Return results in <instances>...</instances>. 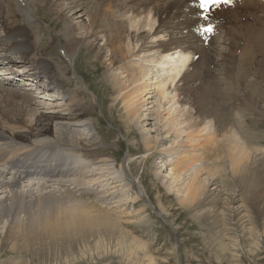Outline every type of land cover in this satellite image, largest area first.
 <instances>
[{
  "label": "bare ground",
  "instance_id": "bare-ground-1",
  "mask_svg": "<svg viewBox=\"0 0 264 264\" xmlns=\"http://www.w3.org/2000/svg\"><path fill=\"white\" fill-rule=\"evenodd\" d=\"M35 1L0 0V25L5 33L0 46H6V48L0 47V69L8 61L11 66H19L18 63L27 62L30 69L29 71L24 70L22 76L27 77L32 84L37 81L35 85L37 86L40 83L39 76L44 75L50 83L38 85V87L44 93L52 88L55 89L61 96V100L65 101L67 110L63 113L41 112L38 115L34 110L38 108L36 102H33L34 96L21 92L22 90L8 88L10 80L5 81L7 88L0 82V253L9 255L6 264H31L34 259H39V261L41 259L45 261V264H83L82 262L87 260H97L100 263L101 258L115 255L119 256L122 264H158L150 249L153 240L147 243L133 236L130 230L128 233L121 225V217H117L115 211L112 215L116 216L113 218L110 216L109 209L102 208L99 202L100 206H95V203L93 208L96 209H93L88 206L86 200H83L85 195L92 194L97 197L99 193L101 195L97 199L106 200L104 192L98 191L97 193L86 188L84 186L86 181L89 185H97L94 179L102 178L103 181L105 179L106 182L107 180L111 182L109 185L112 187L121 186V190L126 189L130 184H126L124 178L118 180L115 177V170L119 167L118 171L122 174V164L114 167L101 153L104 150H92L96 147L95 137L91 136L89 131L83 133L84 129L90 125L87 118L91 116V113L85 108L86 103L83 104L72 98L73 96L81 97L82 92L73 91L74 95L67 97L66 92L57 87L63 84L62 87L66 91L72 87L71 81L67 78L71 75L70 70H67L69 67L67 62L72 66L75 65L76 59L71 61L70 57L74 49L70 50L69 45L72 43V46H76L77 37L66 40L65 56L61 61V65L64 66L50 68L49 65L48 67L45 49L50 50L53 42L47 44V47L44 45L40 48L42 41L45 40L41 34L37 37L42 30L40 25L36 27V34L33 33L34 30L32 31L34 25L32 20L37 11L34 10ZM40 1L49 10L55 11L52 8L55 5L50 4L52 0ZM146 1L137 0L138 8H146L148 2H156V0ZM255 1L232 0V3L243 6L241 11L245 13L248 7H256ZM192 2L193 0H180L179 8L177 5L164 2L159 8L160 15L165 14V18L163 20L159 18L154 29L152 27L155 20L150 19L149 15L146 17L140 14L139 11L135 15L131 14L132 12L125 13V15L130 14L126 20L124 14L118 16L110 12L107 23L100 25V32L93 31L94 24L97 23L96 20L99 17L96 8V12L90 16L91 24L87 32L90 40L85 41V46L88 50L94 51V58L100 59L102 65L105 66L109 89L113 90L115 95L111 94V96L114 97V101H118V105L123 107V118L127 121L126 123L140 132L142 145L146 152L157 150L160 146L163 147L159 155H164L159 161L161 166L155 169L154 174L157 175V170L161 172V169L165 168V176L170 181L166 186L167 190L175 191L180 195L178 198L180 205L188 209L190 217L203 229L202 233H207L211 237L209 245H212L215 252H218L220 261L225 260L227 264H239L241 263L239 253L245 247L241 246L240 240L249 241V245L251 244L255 250H258L261 242L264 244V173L257 172L260 171V166L256 162L248 166L243 165L247 153L244 151V146L239 145L238 142L243 139L249 144L255 143L262 138V134L254 130L258 128V122L252 117L253 114L249 115L254 120L252 118L247 120L241 115L240 108V111L236 110L235 114L232 112L238 109L237 105L233 108L234 105L230 106L226 101L233 95L231 96L225 89H220L214 77L206 81L207 74H210L208 69L210 64H214V67H219L221 70L224 66H230L228 61L230 53L219 54L218 63L210 61L212 54L205 56L201 58L203 64L201 63L199 67V64L196 65L195 62V65H192L193 52L181 43H176L180 38L171 37L170 34L168 43L162 42L163 29L169 26V22L179 20L181 17L187 18V15L191 16L188 8L197 10L190 6ZM226 5L228 3L218 5L219 12L225 13L221 9H224ZM78 7L82 8L80 2L74 6L76 9ZM55 12L58 13L57 10ZM21 18L24 19V23ZM7 24L10 26L8 27ZM124 25L125 28H122ZM74 27L72 30L76 31ZM168 28H171V33L174 32L171 26ZM143 29L148 31L147 39L144 40L147 43H139L141 37L138 34ZM68 30L71 29L68 27ZM123 30L129 34H124ZM99 33H107L101 37L102 41L97 36ZM234 33L231 34L234 35ZM241 36L243 38V35ZM97 39L103 43L96 45ZM155 42H158L159 50H157L158 53H153L154 56L151 54V57L147 54L153 50L156 51ZM170 43L178 45L172 53H168L172 50L167 48ZM255 43L257 41L251 34L250 38L246 39V45L252 48ZM145 44L148 47H145ZM179 50L181 54L177 57ZM223 52L226 53V50ZM31 54H33L32 58H29ZM174 54L176 56L172 58ZM147 56H149L148 59H146ZM191 65L192 68L196 67L195 69L199 70L198 74H194L197 70H192V73L183 75L184 70L190 68ZM203 66L207 68L204 69ZM10 70L6 74L13 75L17 72L12 68ZM14 77L12 80H15ZM198 79L202 82H199L195 88L184 85L177 90L179 97H182L177 101L180 107L170 106L166 113H169L170 117L168 118L167 115L163 118L160 109L161 101L166 99V90L175 87L181 81L192 82ZM24 85H29V83L24 82L22 86ZM253 87L252 85V90ZM199 91L201 92L198 93ZM153 93L158 96L154 102H151ZM146 105H151V107L148 109ZM243 107V111L251 113L250 109ZM230 113L241 120L235 121L236 135L228 133L230 135L227 136V155L230 161L229 178H227V175H222L216 163L204 161L206 155L203 153L197 155V152L214 132L223 131L226 124L231 122ZM30 115L33 119H26ZM181 118L184 119L182 123L175 126L174 124ZM5 122H12L18 126L9 133L4 130ZM183 124L184 127L180 128ZM176 127H179L178 131L175 130ZM183 132L187 135L181 138ZM169 135L173 137L167 141L169 142L167 148H164L166 145L164 141ZM180 149L182 151H179ZM99 154L103 155V159L98 156ZM79 155L86 158L84 163L81 162L83 160L78 161L75 158ZM130 158L132 155L126 157L125 160ZM207 160H209L208 156ZM248 173L262 180L261 183L252 184L255 204L249 210H247V204L243 203V201L246 202L242 198L245 191L241 189L243 182H240ZM224 179H231L233 187L223 186ZM161 180L165 184V177L161 176ZM257 185H261L262 188ZM130 190L135 193L131 195L130 200L138 201L140 193L138 194L131 187ZM126 194L111 192L107 197L111 200L110 202L117 199L118 203H127L129 195L126 196ZM126 216L128 217L127 214ZM97 220L102 223L99 227H102L103 235L90 239L91 235L85 234L84 231L86 228L91 230L93 224L98 225ZM147 226L150 227V223ZM60 234L63 236H59ZM44 238L49 242L43 241L41 246L36 244V241ZM247 252L255 255L256 251L247 250Z\"/></svg>",
  "mask_w": 264,
  "mask_h": 264
},
{
  "label": "rangeland",
  "instance_id": "rangeland-1",
  "mask_svg": "<svg viewBox=\"0 0 264 264\" xmlns=\"http://www.w3.org/2000/svg\"><path fill=\"white\" fill-rule=\"evenodd\" d=\"M96 1H99L98 2L99 5H97L98 3ZM78 2H80L82 6L81 9L79 8L80 6L78 7V9L74 8V6H76ZM164 2H167L171 5H177L178 8L180 7L179 5L180 0H156V2H153L152 5L150 6H147L148 5L147 4L146 8L145 7L138 8L137 2L136 1L134 2L132 0H52L50 4L55 5L52 8L55 9V11L57 10L58 11L57 13L54 10H53L54 12L49 10L42 1L36 0L34 4V10L37 11H35L36 15L34 14V18L32 17L33 18L32 21L34 22L32 31L34 30L33 33L35 32L34 34H36V27L37 25L38 26L40 25V28L42 30L41 32H39V34H37V37H40L42 35L43 38H45V40L42 41V45L40 48H43L44 45H45L44 47H47L51 42H53L50 50L45 49V52L47 53L45 57L48 59L47 65L48 67L51 66L50 68L52 67L60 68L61 66H64L63 64L61 65V61L65 56L64 49L65 46L67 45L66 40L68 38L77 37L76 38L78 40L76 41L77 45L72 46V43H70L69 45L70 50L71 48L74 49L73 50L74 53L70 55V57H71V61L72 59L74 60L76 59L74 65L75 67L72 66V64H70L69 62H67L69 64L68 65L69 67L68 68L66 67L67 70H70L71 75H68L67 78H69L68 81H71L72 87L67 91L65 88L62 87L63 84L57 87L64 90L66 92L65 95H67V97L73 96L74 95L72 94L73 91L80 90V93L82 92L83 95H81V97L77 98L73 96L72 98L74 100L75 99L78 100V102H82L83 104L86 103L85 108H87L89 113H91L90 114L91 116L90 117L88 116L87 118L90 125L86 129H84L83 133H87L89 131V134L95 137L96 147L93 148L92 150L94 151L97 149L99 151L104 150L101 153L104 155V158L106 160H109L110 164H112L114 167H116L119 164H122L123 166L122 174H120L121 171L120 172L118 171L120 170L119 167L118 169L115 170L116 172L115 177L118 180L124 178L125 183L130 184L129 186L126 187V189L121 190V186L112 187L109 185L111 182H108V180L106 182L105 179L103 181L102 178H99L98 180H96L97 178L94 179L95 182L98 183L97 185H89L88 181L84 182L85 184L84 186L86 188L96 191L97 193L98 191L104 192L103 195L104 196L106 195L105 201L104 200L99 201L100 199L99 198L97 199V197L101 195L100 193L99 196L97 197L93 196L92 194L85 195L83 197V200L84 201L86 200L88 206L90 208H93V205L95 203H96L95 206L97 207H99L100 206L99 204H101L102 208L109 209V213L111 217L114 218L116 215L119 218L121 217L120 218L121 225L124 226V228L126 229V231H128V233L130 230L133 236L138 237L142 241L145 240V242L147 243L153 240L154 242L152 241L153 244L150 246V249H152V256L154 259H156L158 264H227V261L225 260L223 262L220 261L218 257V252L217 251L215 252V249L212 247V245H209L212 240L211 237L207 233H202L203 229L199 227L197 222L190 217L188 209L180 205V201L178 199L180 195H178L175 191L167 190L166 186L170 181L165 176L166 173L165 168L164 170L161 169V172L157 170L158 171L157 175L154 174L155 169L161 166V163H159V161L161 157H163L164 155L163 154L161 156L159 155L162 153L161 151L163 147L160 146L157 148V150L155 149L153 151L146 152V150L142 145V138L140 132L136 131L135 128L130 127L126 123L127 121H125L123 118V114H124L123 107L121 105H118L117 104L118 101L116 100L114 101V97L111 96V94L114 95V93L113 90L110 91L111 89H109L110 86L108 85L109 82L108 79H106L105 66L102 65V61L100 59L94 58L95 52L88 50L87 47L85 46L86 43L85 41L90 40V36L87 35V32H89L90 24H91V22H89L90 16H92L93 13L96 12V8L98 10L97 14L99 17L96 20L97 23L94 24L95 29L93 28V31L100 32L101 30L100 25L102 23H107L110 12H114L116 15L119 16L121 14L125 15V13L127 12H132L131 14L135 15L136 13H139V11L140 14L146 17L149 15L150 19L155 20L153 27L151 25V27L154 29L158 24L159 21L158 19L162 18L163 20L165 18V14L160 15V8H159L160 5H162ZM255 2H256V7L254 6L248 7L247 12L245 13L241 11L243 6L240 7V5H236L235 3L232 2L228 3V5L224 7V9L223 8L221 9V11L222 10L225 11V13L222 12L224 14L219 12L220 9L219 10L217 9V12L214 15L219 17L213 16L214 20H217V23L219 25V27L216 25L215 30L217 32L214 31L217 34L211 36L208 39L209 41L204 43H200L198 41L196 37L198 35L193 31L194 26H196L198 23L200 24L202 21L196 17L197 11L195 9L189 10L188 8L187 10L191 14V16L187 15V18L181 17L179 18V20H173L174 23L173 21L169 22L168 23L169 26H166L163 29L164 36L161 40L163 43L165 42L168 43L170 34L171 37H175L177 39L180 38L181 39V40L179 39L180 42L178 40V42L176 43L177 44L181 43V45L186 43L187 45L186 46L183 45V46L185 48H189L190 51L193 50L192 52H195L194 54L197 56L196 59L198 60L193 61L192 65L199 64V67H201L200 65L203 64L202 59L205 56L212 54L210 61H213V63L215 62L218 63V61L220 60V58H218L220 57L219 54L221 55V54L230 53L228 59L230 66L229 65H227L226 67L224 66L223 70H221V68L219 67L216 66L214 67V64L212 65L210 64L208 67L210 74H207L206 81L212 80V78L214 77V80L217 81L216 83L220 85L219 86L220 89L221 88L225 89L231 96L233 95L230 98L231 100L229 99L230 101L229 100L228 101L225 100V101L229 103L230 106L234 105L233 108H236L237 105L238 109L232 111L234 114L236 113V110H239L240 108L242 112L241 115L245 117V119L250 120L249 118L253 117L258 122V128H254V130L260 135L262 134V138L257 140L258 142L251 144L243 141V139H241L238 143L239 145L244 146V151L247 153V154L244 153L246 156L244 157L245 161L243 165L248 166L250 164L258 163L260 166L259 167L260 171L258 170L257 172H261L263 174L264 173V96H263L264 95V1L256 0ZM129 16L130 14L125 15V20ZM21 20L22 23H24L23 21L24 19L21 18ZM183 22L184 24H181ZM19 23H21V21ZM7 25L8 27L10 26L9 24ZM74 26L76 27V31L72 30ZM170 26L174 31L173 33H171V28H168ZM68 27L72 31L68 30ZM2 28L3 27H1L0 25V42L3 40L2 37L5 34ZM122 28H125V25L122 26ZM233 32H235L236 35L235 33L234 35L231 34ZM238 32H240V34H237ZM241 32L243 34H241ZM123 33L126 35L129 34V32L125 30H123ZM251 34H253L254 38L257 41V43H255L252 46V48L249 47L250 45L248 44L246 45V39H249ZM103 35H107V33L106 34L99 33L97 35L98 37H100L101 41H102L101 37ZM138 35L139 37H141L139 43L146 42L144 40H146L148 36L147 29L141 30ZM239 35L240 36L243 35V38L242 36L240 37ZM100 39L96 40L95 42L96 45L103 43L100 41ZM234 39L235 41H233ZM228 43L229 45H227ZM2 44H4V42H2ZM155 45H156L155 46L156 51L153 50L151 51L150 54L147 55H151V54L153 55V53L155 54V52L158 53L157 51L159 50V48L157 47L158 42ZM195 45H200V46H195ZM177 46L178 45L174 43H170V45L167 46V48H170L172 49L171 51H174V48ZM0 47L6 48V46L3 45H1ZM145 47H148L147 44H145ZM225 50L226 53L223 52ZM106 54L108 55V53ZM32 55L33 54H31L29 58H32ZM148 58L149 56L146 57V59ZM18 64L19 66H11V63H9V61L6 62L4 65H8V66L10 65V66L5 67L3 65L2 69L4 68H8V69L5 70V73L0 72V76H2L0 78L9 79L10 76H7L6 72H8L11 68L14 69L13 71H15V69L17 68H19L17 70H21V72H23L24 70L29 71L30 67L29 65H27L28 64L27 62L18 63ZM192 65L190 67L191 69H188L186 71L184 70L185 73H183V75L187 73H192V70H197L195 69L196 67L195 68L193 67L194 68L193 69ZM202 68L206 69L207 67L205 68V66H203ZM77 71L78 73H76ZM21 72L17 73V75H21ZM195 72L196 73L194 74H198L199 70ZM13 75H15V73ZM39 81L40 83H38V85H43L47 82V79L45 78L44 75H41L39 76ZM199 82L202 81L198 79L192 82L186 80L185 82L184 80L181 81V83L176 82L177 85H175V87L173 86L167 89L166 90L167 92L165 94L166 99L161 101L162 107L160 109V113L163 116V118H166L167 115L168 118L170 117L169 113L166 114L170 106L176 108L180 107L177 101L179 98L182 99V97H179V91L177 90L181 89V87L184 85H190L193 88H195L199 84ZM14 83H16L15 80H10L8 88L12 87L14 89H17L18 88L17 86H19V82L18 85L12 86V84L14 85ZM5 85L6 84H4V86ZM38 85L36 86V88L34 84H32V86L29 87L27 85H24V88L22 89V92L27 94L29 93L30 95L35 97V100H33V102H36L38 108L34 110L36 111V113H38V115L41 112L49 113V112L57 111L59 113H63L64 111L67 110V105L65 104V101L61 100L62 99L61 96L58 95L55 89L52 88L50 89L49 92L44 93L38 87ZM252 85L254 86L253 90L255 91L252 90L251 88ZM5 87L7 88V86ZM200 92L201 91H199L198 93ZM155 93H153L152 95L153 99H150L151 102H154L157 99L158 95L156 94L157 96H155ZM260 95L263 97H261ZM243 106H246L245 108H248V110L250 109L249 112L251 113H248L245 110L243 111L244 109ZM146 107L149 109L151 105L149 106L146 105ZM149 111L152 112V110ZM233 113H230V117L232 118V120L230 123L228 122V124H226L225 126L226 128L224 127V130L221 132L220 131L214 132L211 138L208 141H206V143L202 146V148L200 147L198 149L199 151L197 152V155L201 153L206 155L205 156L206 160L204 161H208L210 163L211 162L216 163L219 166L220 170L222 171V175L224 176L227 175L226 176L227 178H229L228 169L230 163L227 155L228 154V148L226 146L228 142L227 136L230 134L236 135L235 130H237V128L236 125L234 124L237 121L241 120V118L237 117L236 115H233ZM249 114L250 115L253 114V116L250 117ZM32 115L27 116L26 119L32 120L33 119L31 118ZM183 120L184 119L181 118L174 125L177 126L178 123H182ZM4 125H5L4 130H7V132L9 133H11L12 130L18 126L12 122H5ZM183 127L184 124L180 128ZM175 130L178 131L179 127H176ZM171 135L166 136L167 138L164 141L166 145L164 148H167V146L169 145V142L167 141H169V139L173 137ZM186 135L187 133L183 132L181 138ZM179 151H182V149H180ZM102 154H99L98 156L103 159ZM130 155H132V158H130L129 160H125L126 157ZM207 156L209 157V160H207ZM75 158L78 161L83 160L81 161L82 163L86 161V158L82 157L81 155L76 156ZM161 176L165 177V184H163L161 180ZM247 176L245 175V177L240 182L241 183L243 182V184H241V189H244L245 191V194L242 195V198H244L246 202L243 201V203L247 204L246 205L248 206L247 210H249L250 207L253 208L255 204V198L252 196V192H254V189L252 188V184L256 182L261 183L262 180L258 177L254 178L249 173ZM224 180L225 182H222L223 186L233 187V184H231L230 182L231 179L230 180L224 179ZM122 185H124V183H122ZM257 186L262 188L261 185H257ZM130 187L135 189L134 191L137 192L138 194L140 193L139 194L140 199L138 201L130 200L131 195L135 194L130 190ZM111 192H115L121 195L123 194L125 195L127 193L126 196L129 195L128 202L118 203L116 202L117 199H113V201L110 202L111 200H109V197H107V195L110 194ZM237 193L238 192H236V194ZM76 194L80 195V193H76ZM114 211L116 215L113 216L112 214ZM123 212L125 213L123 214ZM126 214L128 215V217L126 216ZM96 223L98 225L96 224L92 225L93 231H91L92 229L88 230L87 228L84 231L85 234L91 235L90 239L97 238L98 236L103 235V230H101L102 227L101 226L99 227V225L102 223L99 220H97ZM149 223L151 225L150 227L147 226ZM59 236H63V234H60ZM43 241H47V239L44 238L43 240H38L36 241V244L41 246ZM240 244L241 246L243 247L245 246V247L244 250L242 252L240 251L241 253H239L240 256L239 260L241 262L239 264H257V263L264 264V244L262 242L260 245H258L259 247L258 250H255L251 244L249 245V241L245 239L240 240ZM247 250H251L252 252L256 251L255 255L248 254ZM8 258H9L8 254L0 253V264H6V260ZM38 261L39 259L38 260L34 259L31 261V264H39V263L45 264L44 263L45 261L43 262L41 259L39 262ZM82 263L83 264H122L118 255L101 258L100 263L97 260H90V261L87 260L86 262H82Z\"/></svg>",
  "mask_w": 264,
  "mask_h": 264
},
{
  "label": "snow or ice",
  "instance_id": "snow-or-ice-1",
  "mask_svg": "<svg viewBox=\"0 0 264 264\" xmlns=\"http://www.w3.org/2000/svg\"><path fill=\"white\" fill-rule=\"evenodd\" d=\"M232 0H193L190 6L197 9L196 17L199 20H208L212 11L215 10L216 6L225 3H231ZM193 31L199 35L205 33H212L213 27L211 26H202L199 23L194 26Z\"/></svg>",
  "mask_w": 264,
  "mask_h": 264
}]
</instances>
